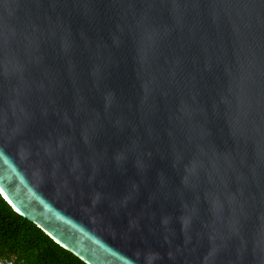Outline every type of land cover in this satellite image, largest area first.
Segmentation results:
<instances>
[{
  "label": "water",
  "instance_id": "95a60500",
  "mask_svg": "<svg viewBox=\"0 0 264 264\" xmlns=\"http://www.w3.org/2000/svg\"><path fill=\"white\" fill-rule=\"evenodd\" d=\"M0 195L85 264H264V0H0Z\"/></svg>",
  "mask_w": 264,
  "mask_h": 264
},
{
  "label": "trees",
  "instance_id": "16d2710c",
  "mask_svg": "<svg viewBox=\"0 0 264 264\" xmlns=\"http://www.w3.org/2000/svg\"><path fill=\"white\" fill-rule=\"evenodd\" d=\"M85 264L19 216L0 195V264Z\"/></svg>",
  "mask_w": 264,
  "mask_h": 264
},
{
  "label": "rangeland",
  "instance_id": "374dc122",
  "mask_svg": "<svg viewBox=\"0 0 264 264\" xmlns=\"http://www.w3.org/2000/svg\"><path fill=\"white\" fill-rule=\"evenodd\" d=\"M8 264H10V263H8Z\"/></svg>",
  "mask_w": 264,
  "mask_h": 264
}]
</instances>
